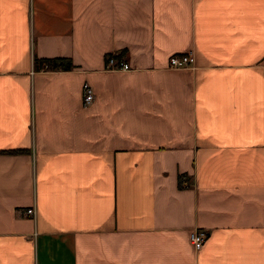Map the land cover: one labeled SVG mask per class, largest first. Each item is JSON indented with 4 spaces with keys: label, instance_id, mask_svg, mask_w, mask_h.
<instances>
[{
    "label": "crops",
    "instance_id": "0c3cea01",
    "mask_svg": "<svg viewBox=\"0 0 264 264\" xmlns=\"http://www.w3.org/2000/svg\"><path fill=\"white\" fill-rule=\"evenodd\" d=\"M0 264H264V0H0Z\"/></svg>",
    "mask_w": 264,
    "mask_h": 264
},
{
    "label": "built area",
    "instance_id": "2783aa9c",
    "mask_svg": "<svg viewBox=\"0 0 264 264\" xmlns=\"http://www.w3.org/2000/svg\"><path fill=\"white\" fill-rule=\"evenodd\" d=\"M195 55L192 51L174 54L169 58V67L171 69H191L195 68ZM105 68L107 70H129L131 66L117 54L108 55ZM83 105L88 107L95 100V91L89 82L83 85ZM35 210L30 208L26 210L27 215H33ZM208 238V232L204 229H196L190 233V242L197 251H200Z\"/></svg>",
    "mask_w": 264,
    "mask_h": 264
},
{
    "label": "trees",
    "instance_id": "16d2710c",
    "mask_svg": "<svg viewBox=\"0 0 264 264\" xmlns=\"http://www.w3.org/2000/svg\"><path fill=\"white\" fill-rule=\"evenodd\" d=\"M35 68L37 70H70L73 64L67 58L36 59Z\"/></svg>",
    "mask_w": 264,
    "mask_h": 264
}]
</instances>
